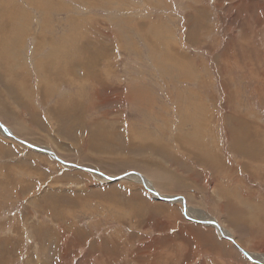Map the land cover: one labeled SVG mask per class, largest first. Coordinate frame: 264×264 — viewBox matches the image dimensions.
<instances>
[{"label":"rangeland","instance_id":"374dc122","mask_svg":"<svg viewBox=\"0 0 264 264\" xmlns=\"http://www.w3.org/2000/svg\"><path fill=\"white\" fill-rule=\"evenodd\" d=\"M12 2L0 264H259L180 201L98 172H141L264 256V0H24L15 30Z\"/></svg>","mask_w":264,"mask_h":264},{"label":"water","instance_id":"95a60500","mask_svg":"<svg viewBox=\"0 0 264 264\" xmlns=\"http://www.w3.org/2000/svg\"><path fill=\"white\" fill-rule=\"evenodd\" d=\"M0 129H1L6 135L11 136V137H14V138H17L14 134H12V132L9 130V128H8L5 124H3L2 121H0ZM19 140H20L21 142H23L24 144H26V145H28V146H31L32 148H34V149H36V150H39V151H41V152H45L46 154L48 153V155L52 156L53 158L57 159L58 161H60V162L63 163V164L70 165V166H74V167H78V168H83V169H86V170H89V171H93V170L90 169L89 167L80 166V165H78V164H74V163H68V162L62 160L61 158H59V157L56 155V153H55L53 150H51V149H49V148H47V147H41V148H39L40 146H36V145H34V144H31V143H29V142H27V141H25V140H23V139H20V138H19ZM98 173H99L100 175L104 176L105 178H107V180L110 179V181H116V180H119V179H122V178L128 177V176H130V175H133V174L136 175V176H138L139 179H140V182H142L144 185H146V182H145V181L147 180V177H146L144 174H142L141 172H139V171H129V172L123 173V174L118 175V176L105 175L104 173H100V172H98ZM152 184H153V183H151L150 186L147 185L146 188H147V189H148V190H149L154 196H158V195H157L158 192L155 190V186L152 185ZM161 196H163V195L161 194ZM163 197H164L163 200H172V199H175V198H177V197H178V198H181V199H182V202H183L184 214H185V216H186L188 219H190V220L193 219V221H195V222H200V223H205V224H210V225H212V226H215V227L217 228L219 234H220L222 237H224V238H228L229 240H231L232 242H234V238H233V237H230V236L227 237V236L224 234V230L222 229V225L218 222V220L214 219V220L206 221V220H203V219H194V218L191 219V218L187 215L186 207H187L188 204L186 205L187 200H186V198H185L183 195H177V196L172 197V198H170V197H166V196H163ZM158 198L162 199V197H159V196H158ZM235 245H236L240 250H242V252H243V253H244V254H245L250 260L256 262L255 259H253V258L251 257L250 252H248V251L245 250L244 248H241V246H239L237 243H235ZM257 262H259V261H257Z\"/></svg>","mask_w":264,"mask_h":264},{"label":"bare ground","instance_id":"6f19581e","mask_svg":"<svg viewBox=\"0 0 264 264\" xmlns=\"http://www.w3.org/2000/svg\"><path fill=\"white\" fill-rule=\"evenodd\" d=\"M22 2H23V4H21V5H19V4H15V2H12V4H9L7 7H9V8H11V7H14V11H11V12H9L8 13V16H9V18H10V21H9V25H10V27L13 29V30H15V28H14V26H17V19H19L20 20V14H21V11L23 10V9H26L27 10V8L28 7H25V4H24V0H21ZM33 2V1H32ZM36 2H38V1H36ZM42 3V2H41ZM43 8V7H42ZM42 10V9H41ZM37 16L39 17V14H38V12H37ZM36 16V18H35V20H36V22L38 21V17ZM5 22V21H4ZM6 25V24H5ZM6 26H8V25H6ZM9 27V28H10ZM36 30H37V28H35ZM101 30V29H100ZM10 31V30H9ZM38 31V30H37ZM54 31V30H53ZM96 33V32H95ZM103 34H105L104 32H102ZM19 34V33H18ZM41 35L39 36V38H41L42 36H43V34L44 33H40ZM101 35V34H100ZM45 40H46V36H45V38H44ZM36 40H38L37 38L35 39V41ZM102 41V40H101ZM42 43H44V41H42L40 44H39V48L40 47H42ZM51 52V51H50ZM42 63H43V61H42ZM41 63V64H42ZM40 64V63H39ZM107 72V71H106ZM85 73V72H84ZM99 75V74H98ZM104 78V77H103ZM107 78V77H106ZM99 80H100V78H99ZM100 82V81H99ZM102 83V82H101ZM100 83V84H101ZM118 92V91H117ZM95 95V94H94ZM117 95V94H116ZM123 97V96H122ZM125 99V98H124ZM101 102V101H100ZM60 103V102H59ZM62 103V102H61ZM79 103V102H78ZM95 103V102H94ZM61 105H63V104H61ZM95 105V104H94ZM96 105H97V103H96ZM66 106H67V104H66ZM80 106V105H79ZM97 106H99V105H97ZM58 107V106H57ZM64 107V106H63ZM65 108H67V107H65ZM71 109V108H70ZM82 109V108H81ZM85 109V108H84ZM52 110H54V109H52ZM68 111V110H67ZM71 111V110H70ZM58 112V111H57ZM59 112H61V111H59ZM58 112V113H59ZM106 112V111H105ZM58 113H57V116H58ZM78 113V112H77ZM80 113V112H79ZM71 114V113H70ZM81 115V114H80ZM78 116V115H77ZM82 116V115H81ZM81 116H78V117H81ZM108 116V115H107ZM72 117V116H71ZM57 118H59V117H57ZM61 118V117H60ZM73 118V117H72ZM61 119H63V118H61ZM83 119V118H82ZM110 119V118H109ZM1 121V120H0ZM62 121V120H61ZM64 122H65V120H64ZM95 122V121H94ZM126 122V121H125ZM63 123V122H62ZM93 123V122H92ZM60 124H61V122H60ZM82 126V125H81ZM8 127V126H7ZM1 130V129H0ZM10 130V129H9ZM26 141V140H25ZM28 142V141H27ZM23 143V142H22ZM37 146V145H36ZM122 146V145H121ZM31 147V146H30ZM125 147V146H124ZM129 147V146H128ZM153 147V146H152ZM39 148H41V147H39ZM87 148V147H86ZM52 150V149H51ZM118 150V149H117ZM142 150V149H141ZM45 153V152H44ZM48 154V153H47ZM101 177L103 178V179H107V178H105L104 176H102L101 175ZM128 178H132V179H134V180H136V181H140V179H139V177L138 176H136V175H130ZM108 180H110V179H108ZM146 182V185L145 186H150L151 185V181L147 178V180L145 181ZM152 185H154V184H152ZM155 190L158 192L157 193V195L159 196V197H162V199H164V197L163 196H166V195H163V196H161V194H160V192H159V190L157 189V186L155 187ZM158 196H156L157 198H158ZM177 196V195H176ZM166 197H170V198H172V197H175V196H166ZM160 199V198H159ZM169 201H180L181 203H183L182 202V199L181 198H175V199H172V200H169ZM188 204V201L186 202V205ZM186 212H187V215L192 219V218H194V219H203V220H206V221H209V220H214V218H207V219H204V218H201V217H198V216H196L193 212H192V208L189 206V204L187 205V207H186ZM193 220V219H192ZM210 225V224H209ZM222 229L224 230V234L227 236V237H231V235H232V233L230 234V232L228 231V230H226L223 226H222ZM233 237V236H232ZM235 238V237H234ZM235 241H236V239H235ZM236 243H237V241H236ZM239 246H241V248H243L242 247V245H240L239 243H237ZM249 252V251H248ZM251 257L253 258V259H255V261H259V264H264V256L263 255H258V254H252L251 255ZM258 263V262H257Z\"/></svg>","mask_w":264,"mask_h":264},{"label":"crops","instance_id":"0c3cea01","mask_svg":"<svg viewBox=\"0 0 264 264\" xmlns=\"http://www.w3.org/2000/svg\"><path fill=\"white\" fill-rule=\"evenodd\" d=\"M2 131V130H1ZM241 214H245L244 212H242ZM231 234V233H230ZM233 235H231V237H232ZM233 238H234V236H233ZM228 239V238H227ZM234 242L236 243V241H235V238H234ZM245 249V248H244ZM246 250V249H245ZM248 251V250H247Z\"/></svg>","mask_w":264,"mask_h":264}]
</instances>
